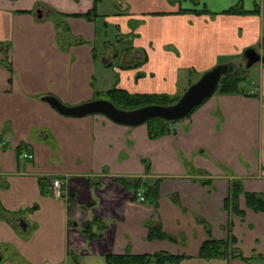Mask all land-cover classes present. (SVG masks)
I'll use <instances>...</instances> for the list:
<instances>
[{
    "label": "crops",
    "instance_id": "0c3cea01",
    "mask_svg": "<svg viewBox=\"0 0 264 264\" xmlns=\"http://www.w3.org/2000/svg\"><path fill=\"white\" fill-rule=\"evenodd\" d=\"M263 40L264 0H0V264L159 253L264 264V210L246 201L264 197V65L241 93L216 92L156 139L146 123L67 117L41 100L77 106L115 88L180 97L218 65L246 66ZM121 179L157 183L158 197L140 202ZM94 218L107 229L88 239ZM211 240H228L231 254L201 258Z\"/></svg>",
    "mask_w": 264,
    "mask_h": 264
},
{
    "label": "trees",
    "instance_id": "16d2710c",
    "mask_svg": "<svg viewBox=\"0 0 264 264\" xmlns=\"http://www.w3.org/2000/svg\"><path fill=\"white\" fill-rule=\"evenodd\" d=\"M95 8L93 9V12ZM239 11V12H238ZM236 8L226 11L228 14L233 13H243ZM202 11H195L194 13H201ZM89 15L86 14V17ZM3 54L2 63L6 69L10 70V65L7 62L6 53ZM244 80L238 75L236 70L229 75L224 76L221 79L219 89L217 92L221 94H236L242 92V83ZM96 99L108 100L114 104L118 109L121 110H135L141 107L149 105H161L168 106L175 104L180 98L174 97L170 98L167 95H131L124 90L112 89L105 93H98ZM169 122L162 119H154L146 122L148 127V135L151 139H156L165 135H168L170 131ZM121 185L126 189H130L134 192L135 197H137V191L143 190L144 202H153L158 197V184L154 183L152 185L147 184L145 181L137 180L133 182L128 179L119 180ZM233 200L236 199L237 195L242 192L241 186L238 183H234L232 187ZM246 201L249 207L253 210L260 212L264 210V197H258L253 194L246 195ZM107 229V224L102 222L98 218H94L86 221L82 226V232L88 239L99 238L102 236L103 232ZM150 238L158 239H169L160 230H152L149 234ZM231 254V246L228 240H211L205 242L201 249L199 256L205 260L216 259V258H226ZM179 257H174L167 254H156L153 256H132L130 254L124 255H112L106 258V264H177L179 262Z\"/></svg>",
    "mask_w": 264,
    "mask_h": 264
},
{
    "label": "water",
    "instance_id": "95a60500",
    "mask_svg": "<svg viewBox=\"0 0 264 264\" xmlns=\"http://www.w3.org/2000/svg\"><path fill=\"white\" fill-rule=\"evenodd\" d=\"M244 52L246 67L250 68L256 63L264 65V40L259 45ZM235 71L231 64L218 65L211 69L194 84H192L180 99L172 105H149L135 110H121L108 100L96 99L77 106H66L54 96H44L43 102L48 103L59 114L72 118H81L89 115H104L112 122L128 127H135L154 119H162L169 123L184 120L200 104L214 95L221 79Z\"/></svg>",
    "mask_w": 264,
    "mask_h": 264
},
{
    "label": "rangeland",
    "instance_id": "374dc122",
    "mask_svg": "<svg viewBox=\"0 0 264 264\" xmlns=\"http://www.w3.org/2000/svg\"><path fill=\"white\" fill-rule=\"evenodd\" d=\"M177 1H179V2H182V4L183 5H185V4H187V2L189 3L190 2V0H177ZM202 1V0H201ZM188 7V6H187ZM192 8H194V7H192ZM256 50H259V49H256ZM245 61V60H244ZM235 67H236V72L238 73V75L240 76V77H242V79L244 80V81H246L247 80V78H248V75H247V73H252L254 70H257L258 68H259V63H256L255 65H253L252 67H250V68H247L246 66H245V62L243 63V64H237V65H235ZM201 77H202V75H201ZM201 77H199L198 79H194V80H192L193 82L195 81V83L201 78ZM194 84V83H193ZM192 85V84H191ZM242 87H243V83H242V85H241ZM190 87V86H189ZM188 87V88H189ZM186 91V90H185ZM184 94V93H183ZM182 94V95H183ZM181 95V96H182ZM180 96V97H181ZM179 97V98H180ZM177 98V97H176ZM94 100H96V99H94ZM101 116H103V117H105L104 115H101ZM105 118H107V117H105ZM186 119V118H185ZM180 121H182V120H180ZM178 122V121H177Z\"/></svg>",
    "mask_w": 264,
    "mask_h": 264
},
{
    "label": "built area",
    "instance_id": "2783aa9c",
    "mask_svg": "<svg viewBox=\"0 0 264 264\" xmlns=\"http://www.w3.org/2000/svg\"><path fill=\"white\" fill-rule=\"evenodd\" d=\"M19 158L21 159H27V160H32L33 156L31 154H26V153H22L19 155ZM52 187H53V194L56 197H60L62 192H61V186H60V181L58 180H53L52 181ZM137 198L140 202H144V197H143V190L140 189L137 191Z\"/></svg>",
    "mask_w": 264,
    "mask_h": 264
}]
</instances>
